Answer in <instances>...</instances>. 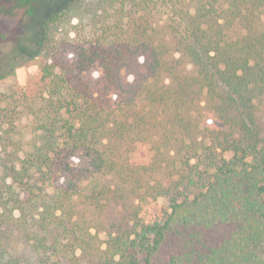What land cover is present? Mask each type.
I'll return each instance as SVG.
<instances>
[{
	"label": "trees",
	"instance_id": "trees-1",
	"mask_svg": "<svg viewBox=\"0 0 264 264\" xmlns=\"http://www.w3.org/2000/svg\"><path fill=\"white\" fill-rule=\"evenodd\" d=\"M22 46L0 264H264V0H70Z\"/></svg>",
	"mask_w": 264,
	"mask_h": 264
},
{
	"label": "rangeland",
	"instance_id": "rangeland-1",
	"mask_svg": "<svg viewBox=\"0 0 264 264\" xmlns=\"http://www.w3.org/2000/svg\"><path fill=\"white\" fill-rule=\"evenodd\" d=\"M69 1L0 0V77L5 76L0 80V136L5 137L4 134L11 131V123H13L21 131L22 136L27 135L24 140H29L26 128L28 121L26 118L19 120L20 114L14 110L25 94L34 95L39 92L42 61L40 58L28 60L22 43L26 34L34 32L38 35L45 19ZM14 50L19 51L20 54L15 62L19 66L12 71L10 55ZM18 136L17 134L14 137L17 139ZM10 150V147L7 148V151ZM230 156L227 154V157ZM10 238L21 246L26 242L24 235L19 233L10 235Z\"/></svg>",
	"mask_w": 264,
	"mask_h": 264
}]
</instances>
